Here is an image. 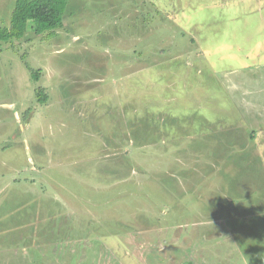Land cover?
Returning <instances> with one entry per match:
<instances>
[{
    "label": "rangeland",
    "instance_id": "obj_1",
    "mask_svg": "<svg viewBox=\"0 0 264 264\" xmlns=\"http://www.w3.org/2000/svg\"><path fill=\"white\" fill-rule=\"evenodd\" d=\"M0 264H264V0H69L0 42Z\"/></svg>",
    "mask_w": 264,
    "mask_h": 264
},
{
    "label": "trees",
    "instance_id": "obj_2",
    "mask_svg": "<svg viewBox=\"0 0 264 264\" xmlns=\"http://www.w3.org/2000/svg\"><path fill=\"white\" fill-rule=\"evenodd\" d=\"M69 0H17L8 27H0V42L23 39L29 27L37 35L53 34L62 27L63 16ZM38 80V74L33 75ZM43 96V97H42ZM39 101L46 102L38 92Z\"/></svg>",
    "mask_w": 264,
    "mask_h": 264
}]
</instances>
